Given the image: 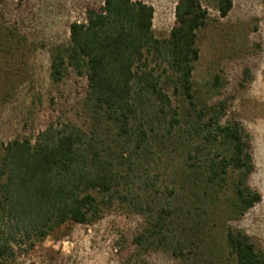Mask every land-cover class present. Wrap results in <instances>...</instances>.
I'll return each mask as SVG.
<instances>
[{"label": "trees", "instance_id": "1", "mask_svg": "<svg viewBox=\"0 0 264 264\" xmlns=\"http://www.w3.org/2000/svg\"><path fill=\"white\" fill-rule=\"evenodd\" d=\"M209 6L225 18L233 0H176L166 39L155 37L154 9L139 0H104L69 24L66 42L50 49L49 79H84L78 119L60 114L35 139L3 145L0 264L115 204L143 219L136 251L188 264L187 232L209 227L211 212L231 224L261 202L250 185V134L227 119L226 102L195 103L197 32ZM164 161L168 180L160 182L151 171H162ZM225 246L235 264H264V253L231 225Z\"/></svg>", "mask_w": 264, "mask_h": 264}, {"label": "rangeland", "instance_id": "2", "mask_svg": "<svg viewBox=\"0 0 264 264\" xmlns=\"http://www.w3.org/2000/svg\"><path fill=\"white\" fill-rule=\"evenodd\" d=\"M103 1L0 0V151L15 138L35 139L60 114L78 119L75 107L85 81L72 73L53 83L50 49L66 42L70 23L82 21L88 7ZM139 1L154 9L155 37L168 38L176 0ZM197 46L199 59L192 72L197 108L224 101L227 119L243 124L252 139L255 164L250 185L262 199L231 224L211 212L209 227L186 233V254L188 264H235L225 246L227 225L246 233L264 253V0H233L225 18L209 6L206 25L197 32ZM166 162L160 164L162 171L150 173L158 174L160 182L168 180ZM142 225V217L115 204L90 224L63 225L35 241L27 254L17 253L4 264H178L167 254L134 249L133 237Z\"/></svg>", "mask_w": 264, "mask_h": 264}]
</instances>
